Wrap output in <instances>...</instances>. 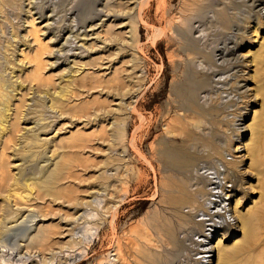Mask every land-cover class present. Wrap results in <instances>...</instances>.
<instances>
[{
    "label": "rangeland",
    "instance_id": "obj_1",
    "mask_svg": "<svg viewBox=\"0 0 264 264\" xmlns=\"http://www.w3.org/2000/svg\"><path fill=\"white\" fill-rule=\"evenodd\" d=\"M249 5L0 0V91L29 104L39 88L36 120L48 119L40 141L1 157L14 185L0 196V264H202L206 247L207 264H264V14ZM29 12L49 34L26 26ZM230 35L239 60L221 55ZM59 38L61 56L49 59ZM53 89L63 104L55 124ZM16 157L24 182L46 186L20 185ZM215 175L239 190L224 230L209 206ZM246 212L260 217L253 242L240 223ZM30 227L39 229L32 243Z\"/></svg>",
    "mask_w": 264,
    "mask_h": 264
},
{
    "label": "bare ground",
    "instance_id": "obj_2",
    "mask_svg": "<svg viewBox=\"0 0 264 264\" xmlns=\"http://www.w3.org/2000/svg\"><path fill=\"white\" fill-rule=\"evenodd\" d=\"M27 4H28V2H27ZM28 6H29V4H28ZM249 6L253 7V9L252 8L251 9L254 10L256 16H261L262 14H264L263 3H262L261 0H251V5H249ZM30 13L31 12H29V16H30ZM27 14H28V12H27ZM36 17H38V16H36ZM41 17L42 16H40V19L38 18L39 19L38 24L43 23L42 27H40V28H38V26L36 27V25L34 23L35 18H34L33 15H31L29 17L30 20H27L25 22L26 26H28L31 30H33L34 33H37V32L39 33V32H42L44 30L46 32V33H44V35L49 34L47 32L48 31L47 20H44L43 17L41 19ZM238 29H239V27L235 26V25L232 28V30H235V32ZM240 30H241V28H240ZM42 34H43V32H42ZM22 38H24V39L28 38L29 39V36H27L25 34V35L22 36ZM55 38H57V37H55ZM59 39H60V41L59 40L57 41L56 39H53V40L50 39L51 43L49 42L48 45L46 44L48 46V48H49L48 49L49 51L47 50L48 52L46 51L45 53H48L47 56L49 57V59H56L57 60L59 58V56H61L60 50H61V47L63 45L65 47V44H64V42L61 43V41L63 39H61V38H59ZM226 39H227L228 46L225 47V49L222 51L221 55H226L227 54L229 56H234V59L237 60L238 57L235 56V53L238 50V45H237V43L235 41L236 38L234 37V35H230ZM21 41H23V39ZM31 41H32L31 44H35L36 46L39 45L38 36L33 37L31 39ZM50 44H51V46H50ZM229 44H232V45L229 46ZM45 56H46V54H45ZM237 66L233 67L234 77L236 76V78H237V74L239 73V68ZM235 85H236V87L238 89H242V90L244 89L245 90V84H243V82H236ZM37 90L39 91V88L35 89V93L36 94H32L33 96L30 98L29 104L25 103V100L23 99V97L22 98H21V96H20V98L17 97L19 92H16V93H14L12 95L10 93V95H9V94H4V93H2L0 91V196L2 194L6 193L7 189L9 190L14 185L13 183H11L10 177L7 174H5L3 169H2L4 163H3L1 157L4 156V151L6 149H10L9 145H13V147H16L17 145L20 146L24 142H25V144H27L28 140L37 141V140H39V135L42 134V133H45L46 130H47V126L42 127V125L40 124V121H43V120L47 121L48 119H44L43 118L42 120H39V119H38V121L36 120L37 118H36L35 114L38 112V109H37L35 103L38 100L35 99V97H36V95H38V91ZM56 95H58V96H56ZM59 95H60L59 92L55 91L53 89L52 92L48 95V97H51L50 100H54V98H56V97L60 98ZM59 98L56 99V102L58 103L59 106H58V108H56L58 110V112H57V115L55 117L54 124L56 123L55 121H57L56 119L61 118V115H62L61 114L62 113L61 109L63 107V104L60 102V101H62L61 98L60 99ZM35 100H37V101H35ZM41 101H43V100H41ZM16 102H18L20 104H23V103H25V104L18 106L16 104ZM60 104H62L61 107H60ZM25 105H27V106L24 109ZM50 107H52V106H50ZM244 118H245V115L243 116V114H241L240 118L237 121V125L236 126H239V128H240L241 122L244 120ZM20 124L24 125L23 128L21 127ZM27 125H30V127L27 126ZM239 128H237V129H239ZM23 130H24L25 136L22 137L23 136L22 135L21 137L17 138V136ZM42 135H45V134H42ZM21 138H23V139L25 138L24 141H21V142H19L17 144V141L20 140ZM16 158L14 159L15 162H18L19 159H23V158H19V159L18 158L16 159ZM23 162L25 163V161H22L19 164L12 165V168L14 170H17L16 174L18 175V182L21 179H23L22 172H23L24 167H25L24 166L25 164ZM39 162H41V161H39ZM41 168H43V167H41ZM213 177H214L213 183H214L215 191L212 194V200L209 202L210 203L209 206H211L210 209L214 210V212H217V211H221L222 212L221 214H216L215 216L219 219V223H217V224H219V229L221 228L222 230H224V229H228V227L230 226V224H231V222L233 220L227 214V212H228L227 208H226L227 201H228L227 199H229L232 194L239 193V190H238L236 181L234 179H230L229 181H227V184H226V183L222 182V180L219 179L218 176L215 175ZM24 181H26V180L23 179V182ZM36 184L39 185L40 187H44L47 184V180H44L42 178L40 180V177L39 178L34 177V178H32L30 180V182H28V183L24 182V183H22L20 185H22L24 188H27V189L31 190V188L34 185H36ZM226 194H229V196H227ZM210 199H211V197H210ZM263 206H264V204L262 203L257 208L261 209ZM18 215L20 216V214H18ZM240 218H241L240 219V223H241L242 227L244 228V230L246 231V233L248 234L249 242H253L254 233H257V231H258V227H259L258 226V224H259L258 221H259L260 217L256 213L250 212V213L244 214ZM2 228H3V226L0 225V239H1L2 242H5V241L8 240V239H4L6 237L5 235H7V234H4L5 231ZM31 229L32 228L30 227L29 230H31ZM216 230H217L216 224H214V223L212 224V221H211L209 229H207V231H209V232L211 231L214 234ZM33 232H34V234L31 235L30 237H28L29 238V242L28 243H32L33 239L39 238V229L34 228L33 231L31 230V233H33ZM211 237H209V238H207L205 240V244L210 242V238ZM249 244H251V243H249ZM251 246H252L251 250L256 252L257 247L254 244H251ZM201 253H203V252L201 251ZM227 253L228 254L224 255V259H230L234 255V252H231V251H228ZM205 254H206V256H205V259L203 260L204 262L202 261L203 262L202 264L209 263V262H207L208 261L207 258L210 257V255H209L210 251H209V248H207V247L205 248ZM75 262H76L75 259H73V261L69 262L68 264H75ZM222 264H224V263H222Z\"/></svg>",
    "mask_w": 264,
    "mask_h": 264
}]
</instances>
